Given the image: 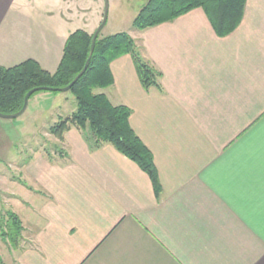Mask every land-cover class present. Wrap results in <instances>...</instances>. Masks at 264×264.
<instances>
[{"label":"crops","instance_id":"1","mask_svg":"<svg viewBox=\"0 0 264 264\" xmlns=\"http://www.w3.org/2000/svg\"><path fill=\"white\" fill-rule=\"evenodd\" d=\"M53 14L43 13L37 30L0 27V65L32 58L54 72L73 31L46 26ZM133 38L161 72L158 86L145 88L125 54L111 63L113 84L94 91L131 108L161 196L135 161L98 144L89 128L71 125L61 139L45 129L57 153L37 142L20 182L0 173L3 211L23 223L13 248L0 216V264H264V0H246L241 23L225 36L197 7ZM67 92L34 96L69 99Z\"/></svg>","mask_w":264,"mask_h":264},{"label":"trees","instance_id":"2","mask_svg":"<svg viewBox=\"0 0 264 264\" xmlns=\"http://www.w3.org/2000/svg\"><path fill=\"white\" fill-rule=\"evenodd\" d=\"M246 0H148L133 19V25L141 30L171 21L178 16L202 7L214 29L220 36L234 31L241 23ZM100 32L86 71L68 90L77 100V109L69 116L49 127L52 134L63 138L71 125L89 128L97 143L113 144L119 151L135 161L151 178L158 197L163 192L159 172L151 149L133 129L132 110L125 104H113L104 92L113 84L111 63L114 59L130 54L135 62L139 78L145 88L158 86L161 72L149 64L140 54L133 37L127 32L102 36ZM93 33L78 28L67 37L61 61L54 72L46 70L37 60L28 58L13 66L0 65V112L15 113L24 105L25 95L35 87L62 88L67 86L84 67L88 58ZM45 91L40 89L35 94ZM61 92L58 90H48ZM3 217V236L17 248L23 231L20 216L7 211Z\"/></svg>","mask_w":264,"mask_h":264},{"label":"rangeland","instance_id":"3","mask_svg":"<svg viewBox=\"0 0 264 264\" xmlns=\"http://www.w3.org/2000/svg\"><path fill=\"white\" fill-rule=\"evenodd\" d=\"M107 1L109 6L108 20L101 35L127 32L132 37L139 36L142 30L133 25V19L148 0ZM105 7L106 0H0V27L12 28L16 22H19L20 24L29 23L31 29L37 30L43 23L42 19L39 20V17L43 13L50 14V12H53L55 20L47 18L44 22L46 26L51 25V29L55 32L63 34L68 26L72 31L78 28L94 31L93 24L97 16V8L100 10V15L102 14L101 18H103ZM61 13L68 18H72L70 23H64L66 19L62 16L63 23L67 24L65 26L62 22L60 23L61 17H58ZM138 41L141 43V40ZM42 92L56 95V92L53 91L45 90ZM57 93L59 95L60 92ZM67 93L71 98L63 99L59 96L56 99L45 100L39 98V96H34L29 99L27 109L18 117L0 115L1 174L9 179L15 178L18 181L22 163L25 160H31L33 147H39L37 142H42L47 152L51 154L54 151L56 153L59 151L60 143L50 134V138L47 137L44 131L61 119L71 115L77 109L78 105L74 94L71 91ZM24 142H30V145L27 147L28 143L25 144ZM16 188H19V186ZM2 189L3 185L0 183V199L4 195ZM9 208L12 209L8 206ZM3 210H5V205L0 202V216L5 217L6 211ZM17 211L21 217H27L22 208L17 209Z\"/></svg>","mask_w":264,"mask_h":264},{"label":"water","instance_id":"4","mask_svg":"<svg viewBox=\"0 0 264 264\" xmlns=\"http://www.w3.org/2000/svg\"><path fill=\"white\" fill-rule=\"evenodd\" d=\"M108 10H109V6H108V1L106 0V7H105V10H104L103 18H102L100 24L98 25V27L96 28V30L93 32V37H92V42H91V48H90V52H89L88 58H87V60L85 62L84 67L76 75V77L71 81V83H69L67 86L62 87V88L35 87V88H33V89H31L30 91L27 92V94L25 95L24 105H23V107L18 112L9 113V114H7V113H1L0 112V115L1 116H4V117H18L19 115H21L26 110V108L28 106L30 96L34 92H36L37 90H40V89H45V90H58L59 89L60 91H67V90H69L73 86V84L80 78V76L86 71V69H87V67H88V65L90 63V59H91L92 54H93L94 49H95L96 40H97L100 32L103 30L104 26L107 23V20H108Z\"/></svg>","mask_w":264,"mask_h":264}]
</instances>
